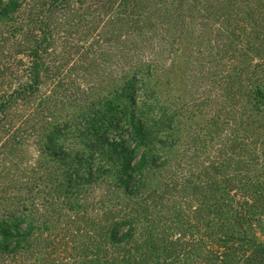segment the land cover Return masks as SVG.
Listing matches in <instances>:
<instances>
[{
  "label": "trees",
  "instance_id": "1",
  "mask_svg": "<svg viewBox=\"0 0 264 264\" xmlns=\"http://www.w3.org/2000/svg\"><path fill=\"white\" fill-rule=\"evenodd\" d=\"M190 22L212 154L155 81ZM0 264H264V0H0Z\"/></svg>",
  "mask_w": 264,
  "mask_h": 264
},
{
  "label": "rangeland",
  "instance_id": "2",
  "mask_svg": "<svg viewBox=\"0 0 264 264\" xmlns=\"http://www.w3.org/2000/svg\"><path fill=\"white\" fill-rule=\"evenodd\" d=\"M210 26L211 25H209V27ZM209 27H197L194 26L191 22L188 23V26L185 28L181 38L179 36L178 43L175 46L177 49L175 50V52H173V55H170V59L166 60V69L161 73H157L155 81L160 83L159 89H161L164 99L168 101L171 107L179 108L184 106L185 104H189L187 112L183 115L185 127H191V129L196 128L197 132H200L205 138V143L203 146L204 149L202 150V152H209L210 154H212L214 148L220 142L221 137L223 138L225 136L226 132L225 128L224 130L222 128V131L216 129L217 127L221 126V124L210 120L211 116L214 115L213 111L216 108V102L214 103V106L209 105L201 107L199 105H190L192 90L194 89L193 79L191 77L192 73L196 75H200L202 73L205 76V72L207 70H210L207 68V66H209L208 63H213V61L211 60V54H213L211 45H214L215 43L209 40ZM229 61L230 59L228 58L221 59V62L227 64L228 67L232 65V62ZM218 68L219 67H217V69ZM209 75H212V73H210ZM94 99L95 98H93V100ZM86 103H83V105L79 107L73 106L72 108H68V110L66 109V112L63 115H71L74 119H76L77 116L83 115L85 116V120L91 122L89 127H92L93 129H96L98 127L104 128L103 132L108 133V131H110V125L108 123L105 124V120H110L113 112L104 110V112H101V114L84 113V107ZM245 119H247V116H245ZM30 131L31 130H29L28 132L30 133ZM38 138V134H34V140L32 139V142L30 143L31 146L35 149H37V145L34 141H37ZM186 142L190 143L191 141L186 140L185 142H183V144ZM33 148H31L28 159L27 157L25 158L26 163L28 162L34 164L36 161L42 158L41 155H38V151L34 150ZM191 152L192 149L191 151L188 150L187 153L184 154L185 160L190 158L189 154ZM180 154V158L182 159V153ZM33 176H35V174H30L29 179H33ZM99 191L100 189H97L94 193H97Z\"/></svg>",
  "mask_w": 264,
  "mask_h": 264
}]
</instances>
